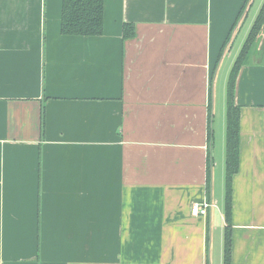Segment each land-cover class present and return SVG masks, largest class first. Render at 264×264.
I'll use <instances>...</instances> for the list:
<instances>
[{
	"label": "crops",
	"instance_id": "obj_1",
	"mask_svg": "<svg viewBox=\"0 0 264 264\" xmlns=\"http://www.w3.org/2000/svg\"><path fill=\"white\" fill-rule=\"evenodd\" d=\"M61 1L0 0V264H223L213 95L252 0H104L97 36L62 34ZM234 100L230 261L264 264V59Z\"/></svg>",
	"mask_w": 264,
	"mask_h": 264
},
{
	"label": "trees",
	"instance_id": "obj_2",
	"mask_svg": "<svg viewBox=\"0 0 264 264\" xmlns=\"http://www.w3.org/2000/svg\"><path fill=\"white\" fill-rule=\"evenodd\" d=\"M243 6L241 11L243 10ZM241 11L236 18L238 20ZM104 0H62L60 13V32L66 35L97 36L103 33ZM233 24L232 28L236 24ZM264 27V1L251 24L247 36L230 69L225 94V196L224 217L225 227L223 233V264H231L232 246V177L238 170L239 162V130L240 106L235 103L234 90L236 78L241 65L246 61L251 47L261 29ZM232 30V29H231ZM135 35V26L126 22L122 27L124 39ZM229 36L222 45L227 43Z\"/></svg>",
	"mask_w": 264,
	"mask_h": 264
},
{
	"label": "rangeland",
	"instance_id": "obj_3",
	"mask_svg": "<svg viewBox=\"0 0 264 264\" xmlns=\"http://www.w3.org/2000/svg\"><path fill=\"white\" fill-rule=\"evenodd\" d=\"M259 3H260V0H252V3L249 9L247 10L246 16L243 17L242 20L238 24L235 25V29L233 30V33L231 34V38L229 40V47L226 48L222 53V56H221L222 62L220 64V67L216 75L217 82L215 84V91L213 95L214 101H215V114H214V120H213V113H214V108H213L212 109L213 110L212 112L213 121L211 123V128L213 129V123H214V128L215 127L217 128V130L214 131V134L215 133L218 134L219 121H221L220 116H221L222 111L224 112V116H225V110H223V107H224L223 101L225 102V97H224L225 81H227L226 79H228L227 76L229 75L233 62L240 51V48L247 36V32L249 28L251 27V24L253 23V19L256 16V13H257L256 10H257ZM263 29L264 27L261 29V32L258 38L256 39V41L254 42L253 46L251 47V50L248 56L246 57V59L248 60H252L254 58L264 59V47H263L262 52L259 50V48L257 49L260 39L264 40V35H263L264 30ZM225 123H226V120H225ZM223 201H224V197L221 201V204H223ZM214 251L215 249L213 250V254H214ZM213 264H218V261L214 259Z\"/></svg>",
	"mask_w": 264,
	"mask_h": 264
},
{
	"label": "built area",
	"instance_id": "obj_4",
	"mask_svg": "<svg viewBox=\"0 0 264 264\" xmlns=\"http://www.w3.org/2000/svg\"><path fill=\"white\" fill-rule=\"evenodd\" d=\"M213 206V202L208 199H203L202 201L193 202L190 205V213L192 215L198 216H206L208 209Z\"/></svg>",
	"mask_w": 264,
	"mask_h": 264
},
{
	"label": "flooded vegetation",
	"instance_id": "obj_5",
	"mask_svg": "<svg viewBox=\"0 0 264 264\" xmlns=\"http://www.w3.org/2000/svg\"><path fill=\"white\" fill-rule=\"evenodd\" d=\"M264 47V46H263Z\"/></svg>",
	"mask_w": 264,
	"mask_h": 264
}]
</instances>
